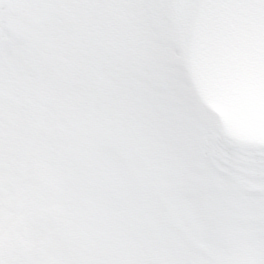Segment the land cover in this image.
Wrapping results in <instances>:
<instances>
[{"label": "snow or ice", "instance_id": "snow-or-ice-1", "mask_svg": "<svg viewBox=\"0 0 264 264\" xmlns=\"http://www.w3.org/2000/svg\"><path fill=\"white\" fill-rule=\"evenodd\" d=\"M264 0H0V264H264V147L204 99Z\"/></svg>", "mask_w": 264, "mask_h": 264}, {"label": "bare ground", "instance_id": "bare-ground-1", "mask_svg": "<svg viewBox=\"0 0 264 264\" xmlns=\"http://www.w3.org/2000/svg\"><path fill=\"white\" fill-rule=\"evenodd\" d=\"M214 116V115H213ZM215 117V116H214Z\"/></svg>", "mask_w": 264, "mask_h": 264}]
</instances>
